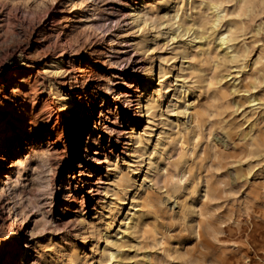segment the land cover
<instances>
[{
    "label": "rangeland",
    "instance_id": "1",
    "mask_svg": "<svg viewBox=\"0 0 264 264\" xmlns=\"http://www.w3.org/2000/svg\"><path fill=\"white\" fill-rule=\"evenodd\" d=\"M212 2L230 50L215 48ZM20 49L45 88L0 150V264H250L245 251L264 264V0H0V101ZM46 121L48 138L25 134ZM148 162L137 229L125 235L120 214L106 231L134 193L119 177L140 183Z\"/></svg>",
    "mask_w": 264,
    "mask_h": 264
},
{
    "label": "bare ground",
    "instance_id": "2",
    "mask_svg": "<svg viewBox=\"0 0 264 264\" xmlns=\"http://www.w3.org/2000/svg\"><path fill=\"white\" fill-rule=\"evenodd\" d=\"M204 3V2H203ZM202 3V4H203ZM168 4V3H167ZM173 5V4H172ZM205 5V4H204ZM213 9H214V13H213V18L211 20V27L215 29L214 31V36H213V41L216 42L215 44V48L218 51L219 49H224V50H230L231 46L229 45L228 41L229 39V30H223L220 31L219 29H217V25L219 20L221 19V9L219 8V6L212 2L210 5ZM177 7V6H176ZM206 8V7H205ZM212 9V11H213ZM176 12V11H175ZM177 13V12H176ZM131 15H133L132 17L135 19H139L141 21V23H144L143 20V13L140 11L139 8H137L136 11L132 12ZM177 16V15H176ZM185 16V15H184ZM224 17V16H223ZM132 18V19H133ZM177 20V19H176ZM65 21V19H64ZM179 21V20H178ZM184 21V20H183ZM222 21V20H221ZM66 22V21H65ZM63 22V23H65ZM182 22V20H181ZM193 22V21H192ZM67 23V22H66ZM175 23V22H174ZM135 24H137L135 22ZM183 24V23H182ZM191 24V23H190ZM201 24V23H200ZM220 24V23H219ZM67 25V24H65ZM64 26V25H63ZM179 26V25H178ZM193 26V25H192ZM201 26V25H200ZM210 26V25H209ZM220 26V25H219ZM197 27V26H196ZM139 28V27H138ZM141 28V27H140ZM139 28V29H140ZM201 28V27H200ZM203 28V26H202ZM232 29V28H231ZM22 30V29H21ZM68 30V29H67ZM66 30V31H67ZM200 30V29H199ZM192 31V30H191ZM212 31V30H210ZM177 32V31H176ZM45 33V32H44ZM67 33V32H66ZM175 33V32H174ZM186 34V33H185ZM204 34V33H203ZM67 35V34H66ZM172 35V34H171ZM187 35V34H186ZM63 36V35H62ZM44 38V37H42ZM175 38V37H174ZM202 38V37H201ZM68 39V38H67ZM173 39V38H172ZM189 39V38H188ZM45 40V38H44ZM62 40V39H61ZM197 41V40H196ZM199 41V40H198ZM64 42V41H63ZM67 42V40H65V43ZM69 42V41H68ZM67 42V43H68ZM44 43V42H43ZM189 44V43H188ZM193 44V43H192ZM187 45V43H186ZM199 45V44H198ZM202 45V44H201ZM46 46V45H45ZM67 46V45H66ZM48 47V46H47ZM68 47H70V44H68ZM146 47V46H145ZM221 50V51H222ZM220 51V52H221ZM219 52V53H220ZM229 53V51H228ZM235 53V52H234ZM222 54V52H221ZM225 54V53H224ZM200 55V54H199ZM233 56V55H232ZM151 58V57H148ZM211 58V57H210ZM235 58V57H234ZM17 61L15 62L13 68L15 70H13L12 75L10 77L15 76V74L18 75L19 79L17 80L18 82H16L14 84V86L12 87L11 90V94H5L3 97V100L0 101V150L7 148L9 144L12 143V141L15 139L17 141V136L20 135V133L22 132V127H23V116L21 115L20 112H22L24 110V108L27 106V98L31 95V94H35L38 91V86L41 85V87H44V84L42 81L38 80V77L35 73H31L32 70H34V62L28 64L25 60L28 59V56L24 53L23 49L18 50V55H17ZM219 59V58H218ZM221 59V58H220ZM33 61V60H31ZM183 62V61H182ZM58 63V62H57ZM60 63H63L62 61ZM188 63V62H187ZM216 63V62H215ZM59 64V63H58ZM263 64V63H262ZM189 65V64H188ZM216 66V65H215ZM4 71V68L0 71V79L2 77V73ZM60 71V70H59ZM57 71V73L59 72ZM33 72V71H32ZM162 72V69L160 67V71L159 74ZM221 74V73H220ZM222 75V74H221ZM176 76V75H175ZM23 77V78H21ZM152 77V76H151ZM151 77L148 78L149 83L151 82ZM162 78L160 79L156 89L159 91L160 85ZM178 81V80H177ZM234 81V80H233ZM1 82V81H0ZM2 85V84H1ZM4 86V84H3ZM6 86V83H5ZM46 86V85H45ZM185 86L183 87V85L180 84V87L177 89L178 93H174L172 95V99L174 101V106L177 104L176 108L179 114H182L185 116V114H187V116H191L194 114V111H191L192 106L194 105V101L190 100L188 98L190 91H188L187 89H184ZM156 89L154 91L151 92H147V96L146 99L144 101V104H141L139 102V107H144L145 112H148V110H150L152 107H154V103H153V95L156 91ZM50 90V89H49ZM157 91V93H158ZM84 88H81V93L80 94H84ZM10 93V92H9ZM68 94V93H67ZM180 94H183V96L185 95L187 97V99H183L182 102L180 103ZM157 96V95H156ZM155 96V97H156ZM195 97V96H194ZM213 97V96H212ZM214 98V97H213ZM19 99V100H18ZM22 99V102L20 104H18L20 102V100ZM195 99V98H193ZM158 100V99H157ZM255 102V100H252ZM90 102V101H89ZM160 104V103H158ZM255 104V103H253ZM33 105L34 102L31 104V110H33ZM90 105V104H89ZM143 111V110H142ZM175 111V109H174ZM75 113V118H77L78 116V112L74 111ZM91 113H92V107H88V113H86V117L87 118H82L81 122H83L85 119L87 120L89 117H91ZM163 114V113H162ZM54 118H57L58 115L55 113L54 114ZM185 116V117H187ZM49 117V116H48ZM182 117V116H181ZM174 118V116H173ZM188 118V117H187ZM151 119V118H150ZM149 116L147 117V121L149 125ZM162 120V119H161ZM171 121V120H170ZM192 121V119H191ZM86 122V121H85ZM152 122V121H151ZM172 123V122H171ZM86 124V123H85ZM164 125H166L165 122H163ZM75 125V121L74 124ZM76 127V126H75ZM48 123L47 121L45 123H40L38 124V126L33 130L32 127H30L29 129H26L25 127L23 128V130L25 131V134L27 133L28 136H30V138L32 140H37V139H42V135H45L44 138H48V136L50 135V133L48 132ZM162 128V127H161ZM84 129V126H79L77 127L78 131H82ZM162 130V129H161ZM30 132V133H29ZM33 132V133H32ZM79 132V133H80ZM31 134V135H29ZM51 144H55L56 140L50 141ZM79 136L77 137V139L75 140L76 146H78L79 144ZM155 149V148H154ZM2 153V152H1ZM2 158V156H1ZM153 161V160H152ZM150 162H148L149 165ZM151 166L149 165V167L147 168V172L145 173V175L143 176V178L141 179V182H137L136 179H133L129 176H126L124 179L122 177H119L118 181H123V183H119V187H121L122 190H125L127 192L131 191L133 189L134 193L133 195H131V202H127L126 199H122L121 204L125 205L128 204L129 207L127 209V211H124L123 213L121 212L123 208H121L120 206H116L114 209H112V213L110 216V220L109 221H105L106 222V227L105 230L109 231V229L113 226L114 221H115V217L120 215L121 221H120V226L123 227L122 232L127 235V234H131L133 233L138 225L140 224L141 221V217H142V208L141 206L137 203L138 200H142V195L144 194V192H146V183L150 182L151 179L150 177L147 175V173H149L151 171ZM137 173V172H136ZM135 174V173H134ZM132 176V175H131ZM153 180V179H152ZM114 182V181H113ZM127 194V193H126ZM130 198V197H129ZM117 204V203H116ZM119 204V201H118ZM210 224V223H209ZM102 225V224H101ZM118 225V224H117ZM104 226V225H103ZM199 223L197 224V228L199 227ZM17 230V229H16ZM199 232V231H198ZM16 236L14 237V243L12 245V247L14 246H18V248H16V250H19L20 247V237H19V232L15 233ZM18 235V236H17ZM120 235V234H119ZM125 235H120L118 238H122ZM197 236H199V234H197ZM105 237V236H104ZM103 237V238H104ZM118 238H114L112 235L109 237L108 240H106V244L104 246V248L101 250V255L102 256H106L107 260H112L115 259L116 257V253L117 251L120 250L121 248V244L119 242ZM125 238V237H124ZM126 239V238H125ZM124 245V244H123ZM9 247H11L9 245ZM70 252V251H69ZM246 253V258L249 260L250 264H260V262L257 260L256 258V254H252L251 252L245 251ZM60 254V253H59ZM64 254V253H63ZM70 255V253H68ZM12 256L11 259H9ZM65 256V255H64ZM67 257V256H66ZM65 257V258H66ZM69 257V256H68ZM71 257V256H70ZM16 258L15 253L13 254H8L5 257V262L4 264H8L10 262H12L14 259ZM24 259V258H23ZM57 259V258H56ZM62 260V259H61ZM66 260V259H65ZM67 261V260H66ZM116 262V261H115ZM60 263V262H59ZM11 264V263H10ZM86 264V263H85ZM101 264V263H100ZM125 264V263H124Z\"/></svg>",
    "mask_w": 264,
    "mask_h": 264
}]
</instances>
